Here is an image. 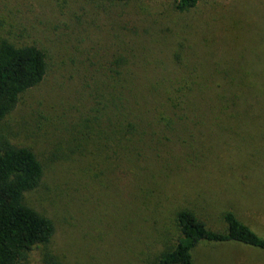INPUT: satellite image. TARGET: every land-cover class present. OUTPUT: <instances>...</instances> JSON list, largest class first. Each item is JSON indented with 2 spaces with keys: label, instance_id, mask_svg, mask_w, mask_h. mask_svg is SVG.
I'll return each mask as SVG.
<instances>
[{
  "label": "rangeland",
  "instance_id": "rangeland-1",
  "mask_svg": "<svg viewBox=\"0 0 264 264\" xmlns=\"http://www.w3.org/2000/svg\"><path fill=\"white\" fill-rule=\"evenodd\" d=\"M175 4L0 0V39L37 44L50 66L46 78L0 120V140L31 145L44 163V179L25 194V202L54 220L50 248L69 264H154L176 243V215L184 206L216 229L224 228L223 211L231 208L264 237V146H257V135L232 129L243 126L239 121L202 123L195 135L180 134L184 141L163 146L161 161L148 168L147 177L115 168L94 147L98 140L77 150V117L89 103L83 84L96 81L123 44L139 58L158 60V67H180L175 52L186 54L188 22L204 27L206 37L222 39L220 46L233 47L227 59L235 71L250 74L245 95L253 110L260 109L264 65L255 64V53L264 38V0H211L187 13ZM259 50L264 61V42ZM195 138L202 143L186 147ZM193 257L194 264H264V249L203 242ZM30 258L43 264L39 248Z\"/></svg>",
  "mask_w": 264,
  "mask_h": 264
},
{
  "label": "trees",
  "instance_id": "trees-1",
  "mask_svg": "<svg viewBox=\"0 0 264 264\" xmlns=\"http://www.w3.org/2000/svg\"><path fill=\"white\" fill-rule=\"evenodd\" d=\"M208 1L176 0L174 7L187 13ZM205 34L204 27L186 24V54L181 57L175 52L180 67L177 63L158 67V60L139 58L127 44L119 47L106 61L109 64L102 75L83 84L89 103L77 117L81 127L77 150L88 149L98 140L94 147L115 168L147 177L148 168L161 161L163 146H177L180 134L195 135L202 123L219 126L227 118L243 125L232 129L257 135V146H264L263 98L256 101L260 109L253 110L245 95L251 77L247 71L239 73L233 68V47L220 46L222 39ZM261 42L256 45V65H264L259 50L264 38ZM49 69L44 48L0 39V120L46 78ZM187 141L188 148L201 142L198 138ZM44 176V163L31 145L0 140V264H34L30 257L36 248L41 249L43 264H69L50 248L56 232L54 220L25 202V194L38 188ZM176 220L177 241L154 264H194L193 250L203 242H238L264 249V237L231 208L223 211V229L209 227L188 206L178 210Z\"/></svg>",
  "mask_w": 264,
  "mask_h": 264
}]
</instances>
